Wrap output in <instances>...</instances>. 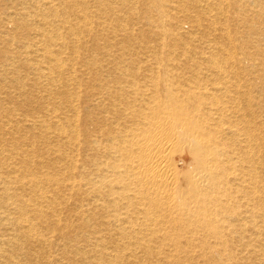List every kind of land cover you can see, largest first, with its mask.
<instances>
[{"label": "bare ground", "instance_id": "bare-ground-1", "mask_svg": "<svg viewBox=\"0 0 264 264\" xmlns=\"http://www.w3.org/2000/svg\"><path fill=\"white\" fill-rule=\"evenodd\" d=\"M0 264H264V0H0Z\"/></svg>", "mask_w": 264, "mask_h": 264}, {"label": "rangeland", "instance_id": "rangeland-1", "mask_svg": "<svg viewBox=\"0 0 264 264\" xmlns=\"http://www.w3.org/2000/svg\"><path fill=\"white\" fill-rule=\"evenodd\" d=\"M129 1H131V0H129ZM112 5H114V9H118V8H119L118 3H114V2H113ZM112 24H113V25H116L117 23H115V22L113 21ZM33 27H35V26H33ZM184 158L188 159V154H184Z\"/></svg>", "mask_w": 264, "mask_h": 264}]
</instances>
